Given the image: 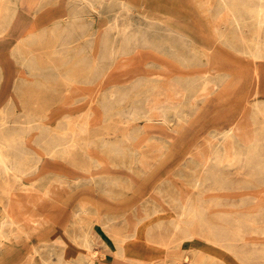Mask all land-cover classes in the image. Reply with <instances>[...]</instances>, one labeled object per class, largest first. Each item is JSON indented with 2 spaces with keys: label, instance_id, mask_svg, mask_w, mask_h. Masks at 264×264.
Masks as SVG:
<instances>
[{
  "label": "rangeland",
  "instance_id": "1",
  "mask_svg": "<svg viewBox=\"0 0 264 264\" xmlns=\"http://www.w3.org/2000/svg\"><path fill=\"white\" fill-rule=\"evenodd\" d=\"M33 1L0 69L24 163L0 173V264L91 248L95 221L166 264H264V0Z\"/></svg>",
  "mask_w": 264,
  "mask_h": 264
},
{
  "label": "crops",
  "instance_id": "2",
  "mask_svg": "<svg viewBox=\"0 0 264 264\" xmlns=\"http://www.w3.org/2000/svg\"><path fill=\"white\" fill-rule=\"evenodd\" d=\"M36 3L33 0H0V69L6 66V60L13 52L22 47L20 41L35 27ZM23 43V41H22ZM98 215L105 214L97 209ZM110 213H108L109 215ZM61 238V228L57 229V237ZM91 248L83 242L70 240L60 251L58 257H53L59 264L61 257L66 262H82L91 264V254L95 252V264H166L174 261L170 250L174 247L151 241L138 235L116 237L110 234L103 221H95L92 228ZM4 258L6 253H2ZM6 255V256H5ZM30 259V257H28ZM7 261V258L5 259ZM42 260H47L45 257ZM37 258L38 264H42ZM8 264V262L6 263Z\"/></svg>",
  "mask_w": 264,
  "mask_h": 264
},
{
  "label": "bare ground",
  "instance_id": "3",
  "mask_svg": "<svg viewBox=\"0 0 264 264\" xmlns=\"http://www.w3.org/2000/svg\"><path fill=\"white\" fill-rule=\"evenodd\" d=\"M262 2V1H261ZM101 3H102V0H101ZM264 4V3H263ZM263 12H264V5H262L261 6V8L259 9V11L257 12L258 14H263ZM1 16V15H0ZM262 20V22L264 21V19H261ZM1 23V22H0ZM114 30H116V29H114ZM113 30V31H114ZM126 31V30H125ZM28 39V38H27ZM187 45V44H186ZM113 54V53H112ZM112 56V55H111ZM185 61V60H184ZM75 67V66H74ZM259 75V74H258ZM161 79V78H160ZM164 89V88H163ZM162 90V89H161ZM166 90V89H165ZM162 92H164V91H162ZM186 95V94H185ZM185 95H184V97H185ZM150 97V96H149ZM182 100V99H181ZM149 103V102H148ZM258 104V103H257ZM259 105V104H258ZM166 106V105H165ZM143 109V108H142ZM161 110V109H160ZM142 113V112H141ZM187 113V112H186ZM179 114V113H178ZM183 114V113H182ZM176 115V114H175ZM6 118V117H5ZM7 119V118H6ZM1 122H3V121H1ZM5 122V121H4ZM3 122V123H4ZM22 125V124H21ZM0 139H2L1 137H0ZM248 146V145H247ZM248 149V148H247ZM20 154V153H19ZM252 154V153H251ZM246 155V154H245ZM249 155V154H248ZM7 157H8V152L4 149V145L2 144V142H1V140H0V173H7V172H10V171H21V172H23L24 171V166H23V161L21 160L20 162H19V164L17 165V166H15V165H13L12 163H11V161H9L8 159H7ZM251 157L252 156H250V159H251ZM256 157V156H255ZM254 158V157H253ZM257 158V157H256ZM255 160V159H254ZM257 160V159H256ZM216 163H218V162H216ZM250 163V162H249ZM255 163V162H254ZM214 168V167H213ZM212 171V170H211ZM26 172H28V171H26ZM205 178H207V177H205ZM206 180V179H205ZM14 193V192H13ZM13 197V196H12ZM261 197V196H260ZM195 211V209L193 210V212ZM201 217V216H200ZM3 226H5L4 224H2L1 226H0V236H1V234L3 233V231L4 230H2V227ZM215 230H217V229H215ZM213 235V234H212ZM230 238V237H229ZM11 248V247H10ZM187 259V258H186ZM182 264V263H181Z\"/></svg>",
  "mask_w": 264,
  "mask_h": 264
}]
</instances>
